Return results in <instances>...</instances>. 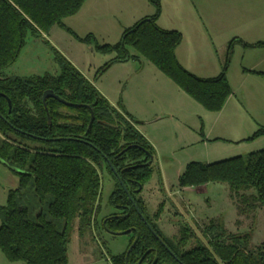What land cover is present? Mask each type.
Wrapping results in <instances>:
<instances>
[{
  "label": "trees",
  "instance_id": "obj_1",
  "mask_svg": "<svg viewBox=\"0 0 264 264\" xmlns=\"http://www.w3.org/2000/svg\"><path fill=\"white\" fill-rule=\"evenodd\" d=\"M86 1L0 0V162L19 177L18 186L0 205V250L10 261L69 264L74 230L84 236L97 223L107 172L115 181L109 203L116 212L103 217V226L113 234L132 235L127 250L111 256L113 264H264V242L253 245L252 231H228L221 217L205 225L207 242L197 239L192 246L196 232L189 223L173 237L161 232L163 203L150 216L140 196L155 170V149L139 130L140 121L124 105H113L56 48L59 74L2 75L19 58L29 34L45 37L55 25L65 26L63 19L79 12ZM150 1L156 7L153 15L127 27L116 44H97V49L114 50L115 60L122 61L130 58L128 47H133L206 109L220 111L232 94L226 75L230 58L217 76L202 77L188 70L176 53L182 32L161 27L157 21L161 0ZM110 65L106 63L101 73ZM47 90L55 95L44 101ZM260 136L264 125L245 140ZM111 165L182 262L150 230ZM211 182L228 183L240 215L264 207V148L210 163L191 161L178 177L181 187Z\"/></svg>",
  "mask_w": 264,
  "mask_h": 264
},
{
  "label": "rangeland",
  "instance_id": "obj_2",
  "mask_svg": "<svg viewBox=\"0 0 264 264\" xmlns=\"http://www.w3.org/2000/svg\"><path fill=\"white\" fill-rule=\"evenodd\" d=\"M155 12L150 0H87L63 19L65 26L55 25L45 37L29 34L19 58L2 75H57L56 48L113 105H124L140 121L139 130L155 149V170L140 196L150 216L163 203L159 223L166 235L177 234L180 222L187 220L196 232L191 246L197 239L207 242L205 225L221 217L230 232L252 231L253 245H258L264 242V207L240 215L228 183L181 187L178 177L191 161L210 163L264 148V136L245 140L264 125V45H253L264 41V0H161L158 24L182 32L176 53L184 67L213 77L230 58L226 75L232 94L220 111L206 109L133 47L122 61L115 60L114 50L97 49V44H116L127 27ZM88 36L91 40L80 39ZM106 63L111 65L101 73ZM18 183L19 177L0 162V205ZM114 187L105 172L97 223L84 236L75 227L69 264H113L111 256L129 247L131 235L102 226L103 217L116 211L109 203ZM0 264L26 263L10 261L0 250Z\"/></svg>",
  "mask_w": 264,
  "mask_h": 264
},
{
  "label": "flooded vegetation",
  "instance_id": "obj_3",
  "mask_svg": "<svg viewBox=\"0 0 264 264\" xmlns=\"http://www.w3.org/2000/svg\"><path fill=\"white\" fill-rule=\"evenodd\" d=\"M132 196V195H131ZM131 199V198H130ZM133 199V198H132ZM131 199V200H132ZM145 201V200H144ZM132 202H133V200H132ZM146 202V201H145ZM134 203V205H135V207L137 206L136 205V203H135V201L133 202ZM147 204V203H146ZM138 207V206H137ZM148 207V206H147ZM139 208V207H138ZM159 208V207H158ZM137 209V208H136ZM140 209V208H139ZM158 210V209H157ZM156 210V211H157ZM138 211V210H137ZM141 211V210H140ZM155 211V212H156ZM116 212V211H115ZM154 212V213H155ZM113 213V212H112ZM139 213V212H138ZM141 213H142V211H141ZM153 213V214H154ZM140 214V213H139ZM152 214V215H153ZM109 215V214H108ZM141 215V214H140ZM142 217H145L144 215H143V213H142ZM146 218V217H145ZM146 220L148 221V219L146 218ZM161 220V217H160V219H159V221ZM145 221V220H144ZM159 221H158V225H159V228H160V230H161V232L165 235V236H168V237H173V236H175V235H177V234H175V235H172V236H169V235H166L165 234V232H164V230H163V228L161 227V225H160V223H159ZM146 222V221H145ZM148 223L150 224V222L148 221ZM185 223H189L187 220L186 221H184V222H180V226H182L183 224H185ZM190 224V223H189ZM148 225V224H147ZM151 225V224H150ZM191 225V224H190ZM102 226H103V221H102ZM192 226V225H191ZM104 227V226H103ZM149 227V226H148ZM151 227H152V225H151ZM193 227V226H192ZM105 228V227H104ZM150 228V227H149ZM180 228V227H179ZM152 229L154 230V231H152L151 230V228H150V230L156 235V237L162 242V244L165 246V248L166 249H168L169 250V252L171 253V254H173V256L179 261V262H182L181 260H180V258L172 251V249L167 245V243L163 240V238L157 233V231L152 227ZM129 235H131V234H129ZM132 236V235H131ZM191 245V244H190Z\"/></svg>",
  "mask_w": 264,
  "mask_h": 264
},
{
  "label": "water",
  "instance_id": "obj_4",
  "mask_svg": "<svg viewBox=\"0 0 264 264\" xmlns=\"http://www.w3.org/2000/svg\"><path fill=\"white\" fill-rule=\"evenodd\" d=\"M55 94L52 92V91H50V90H47L45 93H44V96H43V98H44V101L48 98V97H52V96H54ZM94 118V114H92V119ZM112 166V165H111ZM112 168H113V170H114V172L116 173V175H117V177L119 178V180H120V182H121V184H122V186L124 187V189L128 192V194H129V197L132 199V196H131V194L129 193V191H128V189H127V187H126V185H125V183L123 182V180L122 179H120V177H119V175H118V173H117V171L115 170V168L112 166ZM133 200V199H132ZM133 202H134V200H133ZM136 208H137V210H138V212L142 215V213H141V211H140V209L136 206ZM143 219L146 221V223L148 224V226L151 228V230L152 231H154L153 229H152V227H151V225L148 223V221L146 220V218L145 217H143Z\"/></svg>",
  "mask_w": 264,
  "mask_h": 264
},
{
  "label": "crops",
  "instance_id": "obj_5",
  "mask_svg": "<svg viewBox=\"0 0 264 264\" xmlns=\"http://www.w3.org/2000/svg\"><path fill=\"white\" fill-rule=\"evenodd\" d=\"M178 52V51H177ZM189 69V68H188ZM194 72V71H193Z\"/></svg>",
  "mask_w": 264,
  "mask_h": 264
}]
</instances>
